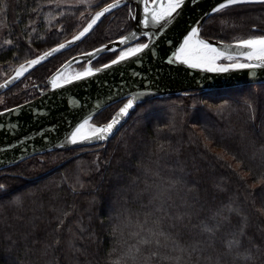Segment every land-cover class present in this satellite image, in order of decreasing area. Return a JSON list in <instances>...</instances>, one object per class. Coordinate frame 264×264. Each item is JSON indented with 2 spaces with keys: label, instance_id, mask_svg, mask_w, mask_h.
I'll list each match as a JSON object with an SVG mask.
<instances>
[{
  "label": "trees",
  "instance_id": "obj_1",
  "mask_svg": "<svg viewBox=\"0 0 264 264\" xmlns=\"http://www.w3.org/2000/svg\"><path fill=\"white\" fill-rule=\"evenodd\" d=\"M56 1L0 0V84L20 65L73 39L113 2L62 8ZM129 7L109 14L80 44L2 94L0 111L36 98L37 86L46 89L48 78L71 58L128 34L134 27ZM257 35H264L260 4L217 12L201 30L202 38L224 43ZM117 53L100 56L92 66L101 67ZM123 103L93 122H108ZM169 180L177 181L168 201L171 213L183 211L188 187L199 186L198 215L181 230L184 240L200 238L196 225L215 223L213 213L228 204L247 218L244 248L251 247V264H264V84L147 101L106 146L54 151L1 170L0 264H211L208 258L224 253L222 240L239 226L240 216L224 223L215 249L189 255L169 243L158 255L144 246L136 251L138 224L158 207L157 186ZM171 224L165 219L163 227L176 231ZM244 248L239 255L223 254L222 264H245Z\"/></svg>",
  "mask_w": 264,
  "mask_h": 264
},
{
  "label": "snow or ice",
  "instance_id": "obj_2",
  "mask_svg": "<svg viewBox=\"0 0 264 264\" xmlns=\"http://www.w3.org/2000/svg\"><path fill=\"white\" fill-rule=\"evenodd\" d=\"M131 3L132 0H113V2L106 4L95 12L88 21L87 26L84 27L78 35L73 36V40H80L81 37H84L86 33L93 29L94 25H97V23L101 21L102 17H105L106 13H110L114 9L120 7H128ZM199 3L200 0H135L136 7L142 8V16L136 11H133L130 7L128 16L138 21V28L128 35L119 37L118 44L122 47L114 58L108 63H104L102 67L94 68L89 66L83 71L76 72L71 76H62L61 73L57 72L51 78L53 90L63 89L73 84V82L91 78L104 70L129 61L142 62L145 56H148L149 60H151L152 57L164 59V57L160 56V49L157 47L160 40L153 39V37L162 29L167 31L170 30L171 27L176 26L179 18L184 13L186 5L192 4L194 6H199ZM246 4L264 5V0H218V3L212 7L211 11L217 13L232 6ZM194 10L193 8V11ZM193 23L195 24L196 22L194 21ZM150 26L156 31H147L146 29H149ZM166 42L170 45L172 44L171 40ZM65 47L66 45L61 43L42 56L27 61V67H25V65H20L14 79L23 76L28 69L40 64L42 60ZM102 50L116 51V49L104 45L101 49H97L96 52ZM221 61L228 62L222 63ZM166 62L168 65L186 66L189 69H198L210 73H227L233 69H264V35L239 39L236 41L235 48L231 46L217 47L208 40L200 38V27L197 25L190 27L186 31V34L183 35L182 43L172 51L171 56H167ZM178 70L177 68V71ZM7 86L8 82L4 85H0V87ZM150 93L151 89H149L147 94ZM141 95L145 94L142 93ZM138 99L139 97L133 94L131 98L127 99L126 102L118 108L108 122L104 124L92 122L94 119L92 115L83 117L80 122L70 129L69 134L65 137V144L83 145L93 142L102 144L107 141L116 127L120 125L122 118L127 117L130 110L134 109ZM22 107L21 105H17V108L22 109ZM14 111H16V109H5L4 111H0V116L10 114ZM0 127H3V125H0ZM63 146L64 145H61V147ZM176 183V180H169L164 183L162 188L157 186L154 199H158L160 203L150 216H147L138 224V230L135 232L138 243L136 251L139 252L141 250L140 246H144L149 249H156L154 253L150 251V255H158V250L167 247L169 243L172 245L173 250L178 249L181 253L187 251L189 255L196 251L203 253L208 249H215L217 234L221 231L225 222L231 223V217L235 214L241 217V223L222 240L224 245L223 254L239 255L240 249L244 248V239L247 236V218L242 216L241 212L236 208L228 204L223 205L222 208L217 209L213 213L212 219L215 223L209 224L206 220H201L200 224L196 225V227L200 228L198 234L200 238L187 241L183 239L181 230L188 227L194 214L198 215L196 212V204L199 203V186L193 184L191 187H188L185 196L181 198L182 205H180V207L183 208V211L171 213L169 211L168 201L171 196V190L175 187ZM4 188L5 185L0 184V189ZM220 190L223 191L224 189ZM260 211L264 214V208ZM67 215L68 213L64 214L65 218ZM165 219L172 220L170 228L176 229V231L163 227ZM63 222V219H61V225ZM55 242L59 243V239ZM74 246L73 242L72 247ZM244 252L247 253L244 256L245 264H251V262L254 261V254L251 252V247L244 248ZM223 254L218 253L216 258L209 257L208 259L211 261V264H222Z\"/></svg>",
  "mask_w": 264,
  "mask_h": 264
},
{
  "label": "water",
  "instance_id": "obj_3",
  "mask_svg": "<svg viewBox=\"0 0 264 264\" xmlns=\"http://www.w3.org/2000/svg\"><path fill=\"white\" fill-rule=\"evenodd\" d=\"M217 3L218 0H200L199 6L186 5L176 26L167 31L162 29L153 37V39L160 40L157 47L160 49V56L164 59L152 57L149 60V57L145 56L142 62L129 61L104 70L91 78L73 82L63 89L53 90L51 78L57 72L63 75L69 68L79 63L92 66L93 62L100 56L114 53V51L96 52V49L65 62L48 78L45 84L46 89L40 90V86H37L38 96L36 98L21 104L22 109L15 106L10 109H16V111L0 116V125H3L0 127V171L54 151L106 146L129 121L137 108L147 101L189 92L230 90L264 84V69H233L227 73H210L198 69H189L186 66L167 64V56H171L172 51L182 43L183 35L190 27L199 25L200 38H202L201 30L206 21L215 14L211 9ZM129 6L142 16V8L136 7L135 0H132ZM112 12L106 13L105 17H102L101 21L94 25L93 29L80 40L71 39L63 43L66 45L64 49L54 52L42 60L40 64L28 69L23 76L14 79L15 73L0 84L4 85L8 82L7 87H0V96L18 84L34 69L45 64L56 55L80 44ZM133 22L134 27L130 32L138 28V21L133 19ZM146 30L156 31L151 26ZM118 40L105 45L116 49L115 52H118L122 47L118 44ZM168 40L172 41L171 45L166 42ZM206 40L217 47L231 46L235 48L236 45V43ZM149 89H151V93L147 94ZM142 93L145 95H141ZM133 94L139 97L134 109L130 110L127 117L122 118L120 125L116 127L107 141L102 144L99 142L83 145L65 144V137L69 134L70 129L83 117L92 115L95 119L107 108L120 102H126ZM61 145L64 146L61 147Z\"/></svg>",
  "mask_w": 264,
  "mask_h": 264
},
{
  "label": "rangeland",
  "instance_id": "obj_4",
  "mask_svg": "<svg viewBox=\"0 0 264 264\" xmlns=\"http://www.w3.org/2000/svg\"><path fill=\"white\" fill-rule=\"evenodd\" d=\"M102 1L103 0H57L54 3V5L57 7H62V8L81 7V6L90 8V7H93V6L100 4ZM4 32H5V24L1 20V15H0V42H1V39L4 35ZM241 60H242V58H241ZM221 62L227 63L228 61H221ZM242 62H243V60H242ZM81 64H83V63H79V64L72 66L62 76H71V75H74L76 72L83 71L85 68L89 67V65H87V64L84 66H80ZM0 101L3 102V99H1ZM107 212L109 213L108 208L106 209V213Z\"/></svg>",
  "mask_w": 264,
  "mask_h": 264
}]
</instances>
